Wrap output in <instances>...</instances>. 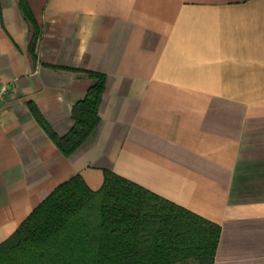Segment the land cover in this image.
Returning <instances> with one entry per match:
<instances>
[{
    "label": "crops",
    "instance_id": "0c3cea01",
    "mask_svg": "<svg viewBox=\"0 0 264 264\" xmlns=\"http://www.w3.org/2000/svg\"><path fill=\"white\" fill-rule=\"evenodd\" d=\"M0 0V243L104 170L216 223L212 264H264V0ZM104 75L98 122L54 143Z\"/></svg>",
    "mask_w": 264,
    "mask_h": 264
},
{
    "label": "trees",
    "instance_id": "16d2710c",
    "mask_svg": "<svg viewBox=\"0 0 264 264\" xmlns=\"http://www.w3.org/2000/svg\"><path fill=\"white\" fill-rule=\"evenodd\" d=\"M88 74L93 82L72 106L66 134L56 135L35 110L65 154L99 119L104 75ZM218 237L216 223L104 170L95 190L78 174L58 184L0 243V264H212Z\"/></svg>",
    "mask_w": 264,
    "mask_h": 264
},
{
    "label": "built area",
    "instance_id": "2783aa9c",
    "mask_svg": "<svg viewBox=\"0 0 264 264\" xmlns=\"http://www.w3.org/2000/svg\"><path fill=\"white\" fill-rule=\"evenodd\" d=\"M10 83H0V102H2L7 93H8V89H9Z\"/></svg>",
    "mask_w": 264,
    "mask_h": 264
}]
</instances>
